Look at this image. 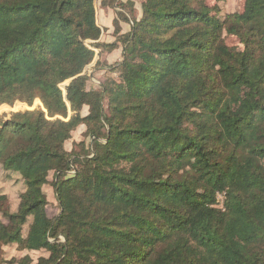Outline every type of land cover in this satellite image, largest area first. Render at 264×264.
<instances>
[{
	"label": "trees",
	"instance_id": "1",
	"mask_svg": "<svg viewBox=\"0 0 264 264\" xmlns=\"http://www.w3.org/2000/svg\"><path fill=\"white\" fill-rule=\"evenodd\" d=\"M101 6L121 19L108 43L95 0H0V106L42 105L0 117L23 185L13 212L0 192V264H264V0L224 19L207 0ZM93 49H121L94 84ZM11 245L47 256L8 262Z\"/></svg>",
	"mask_w": 264,
	"mask_h": 264
},
{
	"label": "rangeland",
	"instance_id": "2",
	"mask_svg": "<svg viewBox=\"0 0 264 264\" xmlns=\"http://www.w3.org/2000/svg\"><path fill=\"white\" fill-rule=\"evenodd\" d=\"M131 0H120V2L127 3ZM135 4V7L138 8V3ZM207 4L210 6H213L217 10V15L219 18L224 19L228 14H232L235 12H241L242 11V5L243 0H227L224 3H215L213 0H207ZM95 6H96V15H97V21L98 25L102 27L103 29V40L106 42H111L114 39L113 33H114V27L112 25L113 20L115 18L117 20H121L120 16L112 9L109 8H103L101 6V0H95ZM215 10V11H216ZM121 26L122 32H127L129 29V26L126 23L119 22ZM225 43L228 46H235L238 45V41L233 37H225ZM90 42H86V45L88 46ZM89 47V46H88ZM95 52V57L91 64L85 69V73L88 76H91L92 83L98 82V80L101 79L104 73L103 68L109 65L114 64L116 61L119 60L121 49L114 50L111 53H102L99 55L97 53V50L93 49ZM68 82H64L60 85L61 90L63 91V94L65 95V87L67 86ZM92 85L89 83V87ZM41 110L42 105L41 103L36 100L32 106H28L25 103L16 102L13 106H7V105H1L0 106V117H3L4 119H9L12 114L16 112H25V111H32V110ZM82 115L86 114V109H83L81 112ZM83 141L84 143H87V138L83 136V127H79L75 132L72 133L71 139L67 141L64 144V147L66 150H70L73 144L79 143ZM23 190V185L21 181L18 179L17 175L8 173L7 175L1 170L0 168V192L5 193L7 195L8 201H9V207L10 212H13L18 204V197ZM44 192L46 194V197H48L50 203L46 207V212L48 214L49 218L55 217L59 211L55 202L53 190L49 185H46L44 187ZM218 208H222V196H218L217 198ZM1 220V217H0ZM26 227H24L23 233L25 234ZM4 254L3 257L8 262H11V260H18L22 258L25 255H29L30 258L35 263L38 258L40 257H46L47 253L44 251L39 252H26V251H20L17 247V245H11L6 246L3 248ZM9 264V263H8ZM14 264V263H12Z\"/></svg>",
	"mask_w": 264,
	"mask_h": 264
},
{
	"label": "crops",
	"instance_id": "3",
	"mask_svg": "<svg viewBox=\"0 0 264 264\" xmlns=\"http://www.w3.org/2000/svg\"><path fill=\"white\" fill-rule=\"evenodd\" d=\"M98 19H97V15H96V21H97ZM97 24H98V21H97ZM99 26V25H98ZM100 27V29H101V35H100V38H99V41H101V42H105V43H108V42H106V41H104L103 40V29H102V27L101 26H99ZM125 33V32H124Z\"/></svg>",
	"mask_w": 264,
	"mask_h": 264
}]
</instances>
